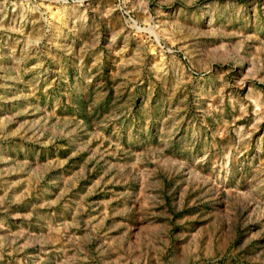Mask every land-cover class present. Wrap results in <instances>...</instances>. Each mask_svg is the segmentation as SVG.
I'll return each mask as SVG.
<instances>
[{"label":"rangeland","instance_id":"obj_1","mask_svg":"<svg viewBox=\"0 0 264 264\" xmlns=\"http://www.w3.org/2000/svg\"><path fill=\"white\" fill-rule=\"evenodd\" d=\"M0 264H264V0H0Z\"/></svg>","mask_w":264,"mask_h":264}]
</instances>
